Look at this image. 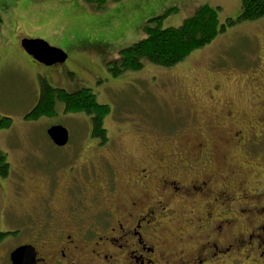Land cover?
Instances as JSON below:
<instances>
[{
    "label": "rangeland",
    "instance_id": "rangeland-1",
    "mask_svg": "<svg viewBox=\"0 0 264 264\" xmlns=\"http://www.w3.org/2000/svg\"><path fill=\"white\" fill-rule=\"evenodd\" d=\"M150 2L158 5L157 0ZM207 2L220 6L222 23H228L230 18L235 23L227 24L209 44L173 67L145 61L142 69L122 70L115 76L109 68L111 62L120 58L122 48L142 39L144 22L163 13L166 2L150 8L145 0H107L105 9L92 5L93 10L85 0H0V17L8 27L6 40L11 43L7 54L0 48V112L13 121L10 127L0 129V151L8 155L11 166L10 174L0 178V231L35 226L38 220L32 211L45 193L42 170L51 174L65 167L76 175L77 167L72 162H77V157L70 155L69 147L99 140L92 135L91 118L81 111L67 112L62 101L57 102L53 116L26 118L40 99V94L39 99L35 96L33 84L36 67L43 68L41 77L46 76L51 85L70 92L91 88L99 102L110 105L104 122L110 140L104 148L111 151L109 156L121 178L127 176L125 161L147 158L152 152L162 156L169 148L178 151L184 148L183 142L188 145L200 140L206 125L204 134L216 138L220 163L221 154L227 151L218 141L224 130L218 121L227 116L224 99L237 110L232 124L248 121L256 125V131H263L264 123L260 125L258 120L264 114V17L237 20L241 0ZM172 13L162 25H181L195 12L176 6ZM18 18L21 31L12 38L15 30L10 24ZM40 23H46L39 28L49 32H38L35 25ZM21 32V46L24 38H44L65 49L68 57L63 63L48 66L24 50L25 54L18 53ZM62 33L63 41L55 40V35ZM214 88H218L215 97L219 96V100L211 103ZM57 123L70 130L71 144L67 147L54 144L48 135L47 128ZM254 155V164L246 165L244 160L239 164L246 168L249 180L253 175L258 178V189L264 190V137ZM22 169L29 192L19 196L21 179L17 175ZM93 170V163L86 166L87 173ZM9 242L0 245V257ZM0 264H5V257L0 258Z\"/></svg>",
    "mask_w": 264,
    "mask_h": 264
},
{
    "label": "flooded vegetation",
    "instance_id": "flooded-vegetation-1",
    "mask_svg": "<svg viewBox=\"0 0 264 264\" xmlns=\"http://www.w3.org/2000/svg\"><path fill=\"white\" fill-rule=\"evenodd\" d=\"M214 90L211 103L219 100ZM222 102L227 116L218 121L224 130L217 140L227 151L220 163L216 138L204 134L208 125L200 140L183 142L178 151L124 160L122 178L104 148L109 140L72 143L76 175L65 167L42 170L45 193L32 211L38 222L4 231L0 245L10 241L1 256L5 264L24 245L33 247V264H264V190L239 164L255 163L264 129L248 121L232 124L237 110ZM258 121L263 125L264 114ZM69 144L70 138L63 146ZM92 163L90 174L85 170ZM24 170L17 175L19 196L29 192Z\"/></svg>",
    "mask_w": 264,
    "mask_h": 264
},
{
    "label": "trees",
    "instance_id": "trees-1",
    "mask_svg": "<svg viewBox=\"0 0 264 264\" xmlns=\"http://www.w3.org/2000/svg\"><path fill=\"white\" fill-rule=\"evenodd\" d=\"M89 5L97 9H105L107 0H85ZM118 1V0H113ZM174 8L164 11L162 14L152 16L143 24L145 35L141 40L122 48L120 58L111 62V72L118 76L122 70H140L145 61L156 63L163 67H173L185 60L194 50L209 44L218 36L220 30L226 28L227 24L235 23V19H228V23H222L219 18L220 6H214L207 2L198 6L195 13L186 17L181 25H162L163 19L173 11ZM264 17V0H241V15L237 20L259 19ZM236 20V21H237ZM3 23L0 17V25ZM40 99L27 114V119H35L53 116L56 113L58 101L64 103L67 112H84L91 118V126L94 131L92 135L98 139L109 140L107 128L105 127V116L111 107L99 102L97 95L91 88H81L75 92L51 85L46 78L40 77ZM13 123L12 118L0 112V129L8 128ZM8 155L0 151V177H7L10 173ZM6 232H0V240L5 237Z\"/></svg>",
    "mask_w": 264,
    "mask_h": 264
},
{
    "label": "water",
    "instance_id": "water-1",
    "mask_svg": "<svg viewBox=\"0 0 264 264\" xmlns=\"http://www.w3.org/2000/svg\"><path fill=\"white\" fill-rule=\"evenodd\" d=\"M22 42L26 53L48 66L63 63L68 57V53L65 50L53 44L51 45L44 38H25ZM47 130L55 144L62 146L68 143L69 130L63 125H52ZM32 249L31 245L16 247L10 254L12 264H33L35 254H33Z\"/></svg>",
    "mask_w": 264,
    "mask_h": 264
},
{
    "label": "crops",
    "instance_id": "crops-1",
    "mask_svg": "<svg viewBox=\"0 0 264 264\" xmlns=\"http://www.w3.org/2000/svg\"><path fill=\"white\" fill-rule=\"evenodd\" d=\"M207 1H212L213 2L214 0H157L158 5L155 4V3L150 2V0H145V3L148 4V6L151 8L152 5H155V6L157 5L156 7H159V6L163 5L164 2H166V4L162 7L163 12L165 10L169 9V8L174 7V6L175 7L176 6H179V7L182 6L183 8L188 7V8H190L191 12H194L198 6H200L202 3H207ZM154 2H155V0H154ZM83 5H86L85 2H83ZM90 7L92 8V5ZM87 8H89V7L87 6ZM20 21L21 20L18 18V19H15L10 24L14 28V30H15V32L12 33V38H16L17 37V32L19 31V33H20V31H21V23H20ZM44 24H46V23H40L39 25H35L36 28H37L36 30L38 32H44V33L49 32V31L42 30L41 28H39L40 26H42ZM4 25H5V23H3L2 27L0 26V43H1V47L0 48H2V50L4 51V53L7 54L8 51H9V49L11 48V43H9V41L6 40V35H7L8 27L6 29L4 27ZM55 30H57V33H58L59 29L58 28L57 29L55 28ZM62 35H63V33L60 34V35L59 34L58 35H55V36H57V37H55V40L63 41ZM21 38H22V32H21V34H20V36H19V38L17 40V42L20 43L19 48H18V53L21 52V53L25 54L24 51H23L24 49L21 46V42H20L21 41ZM34 63H36V62H34ZM36 65H38V64H36ZM1 68H2V65H1ZM42 69L43 68H37L36 67V69L33 72V78H34L33 79V84H34L35 89H36L35 96H37L38 99H39V94H40V77H41V74H42L40 72L42 71ZM0 72H1V69H0ZM48 78L50 80V76L49 75H48Z\"/></svg>",
    "mask_w": 264,
    "mask_h": 264
}]
</instances>
